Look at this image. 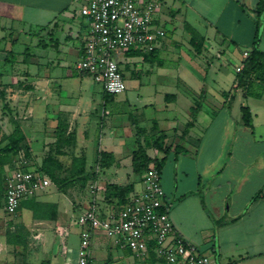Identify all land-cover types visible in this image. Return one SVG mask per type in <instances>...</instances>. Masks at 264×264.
Listing matches in <instances>:
<instances>
[{"label":"crops","instance_id":"crops-1","mask_svg":"<svg viewBox=\"0 0 264 264\" xmlns=\"http://www.w3.org/2000/svg\"><path fill=\"white\" fill-rule=\"evenodd\" d=\"M258 2L163 0L160 24L166 30V38L147 59L143 55L139 57L143 61L150 56L159 57L160 66L163 59L175 58L179 62L175 69L164 71L162 81L167 83L163 89H176L178 92L181 87L187 95L185 98L191 100L181 127L176 114H162L169 109L180 112V92L167 93L164 90V102L149 115L145 113L152 103L144 102L140 105L142 112L136 110L127 116L111 111L106 121L101 118L107 117L105 109L99 117L95 98L86 91L88 85L83 83V79L77 86L75 80L70 79L74 77L69 69L63 73L62 68L71 67L80 57L83 39L88 32L87 19L77 12L81 0H0V49L17 53L14 63L6 64L0 60V104L5 108V114L9 115L0 116L2 134L12 133L17 121L34 150L33 145L45 138L48 129L53 131L64 125L68 133L75 132L74 149L86 156V170L97 171L98 174L95 179L100 188L97 192L98 204L110 210L111 207L105 205L108 184L132 183L134 191L142 189L143 177L134 174L132 169L131 155L137 145L134 124L147 129L142 142L151 157L167 159L168 154L173 153L176 183L169 184L164 167L161 173V177L165 175L164 183L162 178L161 183L177 233L203 253L211 255L215 264L230 260H237L238 264H264V87L255 83L251 95H244L241 89H233L244 52H250L257 35L258 46L264 51V14L258 23L255 12ZM186 25L194 27L203 39V50L199 54L191 45V34ZM22 37L30 41L27 47L32 57L29 55L28 63L22 59L26 73L20 76L12 71L22 64L18 57L27 48L15 49ZM241 46L245 47L244 51ZM136 55L128 54L127 57ZM214 59L221 61L218 72L216 67H212L215 66ZM230 66L233 72L229 71ZM227 81L229 83L225 86ZM201 95L202 104L194 125L184 133L186 124L192 121L191 108ZM130 98L126 95L119 99H106L102 90L105 105L127 102ZM244 105L249 107L252 115L251 127L242 121L241 107ZM147 116L156 117L148 126L145 123L151 120ZM166 121L167 124L162 125ZM161 134H164V146H171L168 153L149 145V141ZM216 142V156H206ZM176 146L188 153L176 156ZM227 146L229 156L223 168L205 180L207 186L202 192L208 214L197 190L198 177L208 175L209 168L215 169L222 148ZM101 151L112 154L113 163L109 167L99 168L96 163ZM191 174L196 179L192 180ZM89 184L70 187L68 192L74 191V199L69 204L61 199L66 194L60 193L62 196L57 194L49 199L48 195L42 196L46 191L39 193L35 196L36 200L57 204L56 219L34 220L32 211L27 209L30 214L27 221L31 220L30 224L34 226L66 228L75 210L81 214L89 207L92 199ZM260 191L262 194L256 198ZM219 220L225 222L215 225L214 221ZM0 246L1 252L3 248L8 251L5 236L1 234ZM68 252L63 255L62 264H76L77 259L68 256ZM91 254L92 264L97 261L102 264H166L150 254L136 257L129 249L117 247L100 232L94 235ZM3 257L0 254V258ZM21 257L23 255L19 253L11 257L7 253L2 261L4 264H27L25 260H20Z\"/></svg>","mask_w":264,"mask_h":264},{"label":"built area","instance_id":"built-area-1","mask_svg":"<svg viewBox=\"0 0 264 264\" xmlns=\"http://www.w3.org/2000/svg\"><path fill=\"white\" fill-rule=\"evenodd\" d=\"M163 6V0H81L79 14L87 19L88 32L75 69L101 84L107 94L124 93L126 81L118 54L130 49L143 53L157 49L167 34L160 24ZM248 56L249 51H245L237 71ZM29 163L20 155L17 167L7 175L4 211L8 215L17 212L22 200L37 196L52 185L46 174L28 167ZM142 185L123 208L106 210L98 204V184L95 181L89 184L91 203L76 221L80 226L76 264H92L91 246L98 232L136 257L153 250L155 257L166 264H215L211 255L177 233L161 174L154 164L144 174ZM57 230L60 236L67 235L65 228L57 227Z\"/></svg>","mask_w":264,"mask_h":264},{"label":"rangeland","instance_id":"rangeland-1","mask_svg":"<svg viewBox=\"0 0 264 264\" xmlns=\"http://www.w3.org/2000/svg\"><path fill=\"white\" fill-rule=\"evenodd\" d=\"M77 12H78V15H80L79 8L77 9ZM166 27L168 29L170 28L169 25H167ZM260 35H261V32H260ZM27 46H30V41H27L25 38L22 37L20 38V42L16 43L15 49L24 50ZM241 48H242V51L245 50L244 49L245 47L241 46ZM130 50H127L128 53L133 52ZM127 51L120 52L117 58L119 63L121 64L120 66L123 70L127 88L124 93L113 96L119 99V98H122L123 96L125 97L126 95H129L131 98L127 102H118V103L116 102L115 104L105 105L102 102L103 88L101 84L94 82L93 79L89 75L84 74V76H82L83 74L81 75V73L78 72L75 69V66L72 64H71V67H66L67 69L62 68L64 72L62 70L61 71L65 73L69 69L70 72L72 73L71 74L72 77H74L70 79L72 81L75 80V83H77V86L79 85L80 80L83 79V83L85 85H88L85 87L86 91L88 93L91 92V94L95 98V102H96L95 106L99 108L98 116L101 117L100 115H102L104 109H105V112L107 113L106 115L107 117H104V116L101 117L103 120L108 119L109 115L111 114V111L112 113H115V112L125 113V115L127 116L128 114H131V113L133 114L136 110H139L140 112H142V109L140 108H143V107L140 105L144 102L152 103V106H149L148 107L149 110L145 113V115L147 114L149 115L150 111L154 109L158 110L161 104L164 102V94H165L164 90H166L167 93H176V94L178 93L179 94L180 92V94H182L179 96L180 100L178 104L179 105L178 107H180L179 109L180 112L176 113L175 111L169 109L167 111H163L162 114H167V115L169 114L170 116L176 114L175 116L177 117L178 121L180 122V126L182 127L187 117L186 110L189 108L187 104L189 105L190 104L189 101L191 100L189 98H188L189 100L186 99L187 97L185 98V96L187 95L183 92V89H181V87L178 92L175 91L176 89H170V88L163 89L164 84H167V83H164V81H162V79L164 78L162 77L164 75V71H170V70L175 69L177 65H179V62L177 60H174L175 58H173L172 60L163 59V65L160 66L159 61H161V59L159 57L152 58V56H150L148 60L143 61L141 60V57H139V55L146 56V59H147L148 55H150L149 53L137 52L139 54H137L135 57H127L128 56ZM178 52L179 50L177 49V53ZM4 56L5 54L2 55V57ZM23 58H24L23 54H21L18 57L19 63H22ZM129 61H133V62H129ZM213 62H214L213 65L215 66H212V67H216L215 68L216 72H218L221 61L218 59H214ZM22 65L23 63L18 65L17 70L13 69L12 72L17 73L20 76L24 75L26 72L24 70L25 68ZM229 71L233 72L232 66L229 67ZM133 72L137 74L135 75L133 74ZM225 76L226 75H224L223 77L225 78ZM228 83H229L228 81L227 83L224 82V85L227 86ZM228 88H230V85ZM1 102H2V98L0 97V103ZM4 105H5V102H4ZM3 108L4 107L0 104V116L5 115L9 117V115L5 114L6 113L4 112L5 108L4 109ZM157 115L160 116L159 113H157ZM147 117L150 118L149 116ZM131 118L133 119V116H131ZM153 118H156V117H153ZM153 118H150L151 120L150 123H148L147 121L145 125L147 126L151 125V123L154 122L152 120ZM166 124H167V121L162 125H166ZM9 130L8 132H10ZM97 131H98L97 125H95V133ZM169 134H170L169 136H171L172 132H170ZM57 139H58L57 132L55 130L52 131L51 129H48L47 132L45 133V138L40 139L41 142L37 140L38 144L33 145L34 150L31 147L32 150H31L30 157H32V161L30 163L39 165L42 162V159L46 157V155H48L49 153H54L57 147L61 149L60 150L61 152L65 153V154H62L60 152L57 155L58 159L63 161L65 166H68L70 164L71 157L73 155H77V156L81 155L74 148L71 149L62 142L58 143ZM214 145L215 146L210 147L208 154L206 156L208 157L216 156V153L218 152L217 142L214 143ZM159 156L161 155L159 154ZM228 156H229L228 146L223 147L221 150V156L219 157V160L217 162V165L215 166V169L209 168L207 171L208 175L203 174L198 177L199 180L197 184V190L199 191L200 199L206 211H207V208L205 207L203 192H202L203 188L207 186V182H205V180L207 177H210V174H213V173L217 174L218 170L223 168L226 160L228 159ZM204 158H205V153H204ZM18 161H19V158H18ZM173 163H174L173 153L171 152L168 154L164 169L166 171V175L169 178V184L175 185L177 171L174 168ZM64 174L68 175L66 171H64ZM164 176L165 175L162 174V177H161L162 183H164ZM190 178L192 180L194 178L196 179V177H194V175L192 174ZM57 194L62 196L59 193L58 188L54 184H52L46 189V192L42 193V196L48 195L49 196L48 198L52 199V198H55V195ZM62 198L65 199L66 203L69 204L70 201L74 199V191L68 192V194H66L65 197L62 196L61 199ZM173 203L174 201L172 200L171 204ZM22 210L23 208L13 215H7L4 211L2 194L0 192V234L4 236L9 223L10 222H14V223L21 222L22 218L26 220V222L28 223L27 227L30 229L29 235H28V244H27L28 247L27 248L14 247L12 245L8 247L7 252H6V248H3L2 252L0 251V254H3L5 257V254L7 255L8 253L10 254V257H11L12 255L18 252L20 253L22 252L23 257H21L20 260H23V261L25 260L27 264H48L49 262H53V264H62V258H64L63 255L66 254L65 248H68L69 252L67 255L75 257L77 259V254L75 252L78 250L80 246V226L76 224V221L78 220L80 211L74 209L75 211L73 212L72 219H70L66 224L65 229L67 231V235L60 236V232H59L60 230H57V226H54V225L53 226H48V225L34 226L33 224H30L31 220L27 221V219L30 218V214L25 209L23 210V216H22ZM207 212L209 214V211ZM214 223L215 225H217L215 221ZM0 250H1V246H0ZM207 250L210 251L209 248ZM4 257L0 258V264H4L2 261L5 259ZM94 263L102 264V263H99L98 261L97 263L96 262ZM117 264H122V262L117 263Z\"/></svg>","mask_w":264,"mask_h":264},{"label":"trees","instance_id":"trees-1","mask_svg":"<svg viewBox=\"0 0 264 264\" xmlns=\"http://www.w3.org/2000/svg\"><path fill=\"white\" fill-rule=\"evenodd\" d=\"M256 15L258 17V23L260 22V17L264 14V0H259L256 7ZM186 30L191 34V45L196 53H201L203 50V39L197 32V30L186 25ZM259 36L257 35L253 46L249 52V56L245 59L244 65L237 72L235 79V89H241L244 95H251L254 91V84H259L261 88L264 87V51H262L259 46ZM128 53V52H127ZM5 54L4 57L1 55ZM23 62L28 63L30 55L29 48L27 47L23 53ZM128 54H139L137 52H130ZM153 54V52L149 53ZM30 55V56H29ZM146 57V56H145ZM17 58V53L14 51H5L0 49V60L4 61L6 64L14 63ZM228 94V93H226ZM115 95H110L105 92V97H113ZM191 108L192 121L186 124L184 133H187L190 128L193 127L196 116L201 108V99ZM4 106H7L6 104ZM242 111V121L243 123L251 127L252 126V115L248 106L244 105L241 107ZM136 130V149L132 152V169L134 174L142 178L146 171L149 169L151 164H154L158 169L160 174L162 173L166 157L161 159L151 157L146 149V146L142 142V137L145 135L147 129L141 128L134 124ZM155 127V123H154ZM57 132V142L64 143L69 148L73 149L76 142L75 132L68 133L67 128L64 125H60L55 130ZM148 146V143L146 144ZM149 145L154 148L168 153L171 146H164V134H161L158 138H155ZM31 145L28 143L26 135L23 132L22 126L19 122H15L14 129L9 135L2 134L0 127V192L2 194L3 205H5V191H6V179L7 175L11 170L17 167L18 158L23 155L30 162L32 161L31 156ZM61 149L56 148L54 153H49L42 159L39 165L34 163L27 164L28 167H34L37 171L46 174L52 181L59 193L67 194L70 187L77 184L86 186L89 183L97 179V171H87L86 170V156L81 154L79 156L73 155L71 157V162L68 166H65L63 161L58 159L57 155L60 153ZM176 156L179 154H186L188 151L180 146L174 148ZM62 154H65L61 152ZM17 159V160H16ZM96 163L99 168L109 167L113 163V156L107 151H101L97 155ZM64 171L68 175L64 174ZM134 192V185L130 184H108L106 187L105 197L106 206H110L111 209L120 210L125 206L130 199L131 194ZM262 194V191L256 195V198ZM32 211V218L37 221H53L56 219L58 206L53 202H43L38 201L34 197H29L22 200L20 207L17 212L22 209ZM22 210V216H23ZM16 212V213H17ZM6 213V212H5ZM7 214V213H6ZM8 215V214H7ZM224 220L216 221L217 225L223 224ZM30 229L27 227L24 218L21 222L14 223L10 222L6 230L5 241L6 244L14 247H28V235ZM20 250V249H19ZM17 252V251H16ZM22 255V252H18ZM150 255L155 257L153 250L150 251ZM224 264H238L237 260H230Z\"/></svg>","mask_w":264,"mask_h":264}]
</instances>
